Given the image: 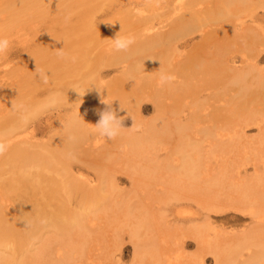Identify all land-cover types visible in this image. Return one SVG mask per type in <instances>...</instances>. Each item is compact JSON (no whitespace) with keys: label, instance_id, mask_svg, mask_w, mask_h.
I'll return each instance as SVG.
<instances>
[{"label":"bare ground","instance_id":"6f19581e","mask_svg":"<svg viewBox=\"0 0 264 264\" xmlns=\"http://www.w3.org/2000/svg\"><path fill=\"white\" fill-rule=\"evenodd\" d=\"M165 2L154 0L153 11L131 23L135 43L128 51H115L112 41L99 50L108 69L85 74L78 46L64 63L41 60L0 88V142L6 146L0 177L10 176L15 197L9 206L0 194V264H73L88 252L86 238L105 231L128 235L133 264H207L210 257L214 264H264V91L250 88H264L259 66L264 28L253 24L263 21L264 0H177L171 17L163 12ZM109 13L103 12L102 22ZM19 14H0V30ZM194 34L200 40L189 53H179ZM145 63L133 82L138 85L125 83L131 70ZM39 71L47 83H38ZM161 72L175 79L160 87ZM192 83L218 90L203 94ZM240 86L247 90L243 98ZM145 99L152 104L149 117L143 114ZM54 100L50 124H37L30 136H23L34 114ZM102 100L112 102L118 116L131 112L132 128L122 130L114 142L103 143L94 132L98 111L107 107ZM129 120L124 117L123 124ZM254 127L257 135H247ZM49 131L47 142L34 139ZM120 142L126 144L123 155L115 148ZM64 153L74 163L66 166ZM85 158L98 179L87 193L73 174L83 169ZM105 160L123 167L131 183L141 187L134 200H117V178ZM42 181L49 209L36 208L35 215L49 231L45 237L35 234L31 200L23 195ZM170 203L174 209L195 208L180 216L178 209L168 210ZM213 216L248 221L225 230L213 224ZM20 229L29 236L24 243L11 238ZM190 246L197 252L188 254Z\"/></svg>","mask_w":264,"mask_h":264},{"label":"rangeland","instance_id":"374dc122","mask_svg":"<svg viewBox=\"0 0 264 264\" xmlns=\"http://www.w3.org/2000/svg\"><path fill=\"white\" fill-rule=\"evenodd\" d=\"M176 1L177 0H166V7L163 9L165 10L163 12L166 13V15L170 14L169 16H172V13L170 12L176 4ZM153 4L154 0H45L44 5H41L39 0H0V14L7 15L8 13H11V11L20 13L18 18H15L14 21L6 26L7 28L4 27L0 30V38H6L10 42L8 50L0 55V88L5 87L11 82V80L25 74L28 70L33 69V65L41 60H44V63L47 61L48 63L56 61L53 64L64 63V61L69 59L68 57L66 58V56H68L67 54L71 52V50L77 49L76 47L78 46L81 47V55L79 57L81 60L85 59L84 63L86 62V68L84 69L85 74L86 72L89 73L95 69H108L110 67L107 65L108 59L105 55L100 54L99 50L104 49L105 45L111 42L117 34L120 36H129L132 28L131 23L134 22L136 18H141L143 15L153 11ZM105 10H109L110 13L105 19L107 22L105 20V22H102V14ZM110 10H113L114 12L117 10L119 11L114 13ZM260 10L262 9L258 8L257 11ZM95 17L97 18L93 21V18ZM253 24L257 25L259 28H264V18L263 21L255 20ZM113 34L114 36H111ZM105 35L107 37L111 36L108 38L109 41L107 39L102 40ZM189 39L190 42L188 46L179 47L177 49L179 53H189L191 45L194 42H198L200 36L194 34L189 36ZM208 40L212 41L216 39L210 37ZM59 49H63V58L57 55ZM12 51H16V53L10 55L9 53ZM181 58H183L182 55L176 56L174 60L175 62H178ZM168 60L170 61L169 57ZM145 66L146 63L133 68V70H131L132 72L126 77L125 83L133 88L135 85H138V83L134 85L133 82L138 76H140L142 73L141 70L146 68ZM259 66L264 68V62H261ZM138 70L139 72H137ZM116 73L115 70L112 71L104 78V80L110 78ZM41 82L44 81L40 79L38 83ZM192 84L196 87V89L193 88V90L196 91L203 89V94H212L218 90L217 88L213 89L211 87H206V85L200 87L199 84ZM235 87H239V85H235ZM250 88L252 91L254 89H257V91H264V88H262L260 84L258 86L252 85ZM130 89L131 88L128 90ZM242 89L243 88L240 86L239 94L241 98H243L242 95L247 92V90ZM57 101L58 100H54L52 106H49V104L48 107L41 108V110H39L40 112L34 114V118L30 122L31 126L23 133V136H30V131H33L35 128L34 126H37V124H50V119H47V116L52 112H56L55 107L57 106ZM142 103L146 106L143 114H146V117L152 116L153 111L151 101L145 99ZM121 114L130 119L129 122L123 124L125 128L121 129V131L131 129V112L126 110ZM51 124L55 125L56 123ZM52 133L53 132L49 131L43 134H36L34 139L39 142H47ZM247 135H257V129L255 127L248 129ZM102 139H104L103 143L115 141L107 140L103 137ZM117 144L118 145L115 146L116 150L123 155L122 152L124 151V146L126 144L123 142ZM120 150L122 152H120ZM63 156L65 162H67L66 166H68V163H74L72 162L74 159L68 157L66 153H64ZM81 161L83 169L74 170L73 174L74 178L79 179L77 182H79L80 187L82 188L81 192L87 193L88 185L95 186L98 183V179L96 173L88 167L86 158ZM104 163L107 165L108 170L111 173L113 172L117 178L115 181L117 187H115V190L118 194L117 200L121 202H124L129 198L134 200L135 198L132 196L137 195L140 192L141 187H137L135 184L131 183L123 167L116 168L115 164L112 165L108 160H105ZM57 168H59V164ZM8 177L10 176L2 175L0 177L2 183L0 186V194L1 198L3 197V199L6 200V203L11 206L14 204L15 197L9 190ZM44 184L43 181L42 183H39V187L34 188L29 196L28 193L23 194L29 201L31 200L29 203L31 205L30 211L32 213V216L29 219L31 221V226L35 229V234L38 236L41 233L42 237L48 235L49 231L46 227H40V218H36L35 212L37 211L36 208L49 209L47 203L50 204V202H48L50 200H45L48 196V187ZM89 202L90 199L85 197L84 203L89 204ZM174 207V203H170L167 206L168 210L171 211L178 209L177 212H180V216L188 215V213L193 212L195 208L178 206V208L174 209ZM13 213L17 214L16 208L13 210ZM243 220L246 222L248 221L244 216L239 220L235 219L230 221H224L220 217H212L213 224L224 228L225 230L239 228L238 224L243 222ZM47 223L51 225L54 224L50 222ZM24 233L25 230L20 229L19 234L15 233L11 235V238L14 240L19 239L21 243H24L29 239V236ZM85 243L89 246L88 252L84 257L82 256L83 258H77L76 262L73 264H133V245L126 233H119V235L115 237V232L112 233L105 231L100 236H98L97 233L86 238ZM185 251L188 254H193L194 252H197V248L195 246H190ZM206 263L214 264L213 258L210 257V260L206 261Z\"/></svg>","mask_w":264,"mask_h":264},{"label":"clouds","instance_id":"9594fccd","mask_svg":"<svg viewBox=\"0 0 264 264\" xmlns=\"http://www.w3.org/2000/svg\"><path fill=\"white\" fill-rule=\"evenodd\" d=\"M113 48L115 51H128L130 47L135 43V37L133 36H120L116 35L114 39H112ZM9 40L6 38H0V55L4 54L9 48ZM57 55L61 58L64 57L63 49H59ZM38 75L47 83V75L43 71H39ZM175 79L174 76L168 74L166 72H161L159 75V86L164 87L172 83ZM107 107L103 110L98 111L99 119L97 123L94 125V132L95 134L99 135L100 137L106 138L107 140H114L116 139L120 133L121 129L125 128L123 126L124 117L118 116L117 110L111 107V103L105 102L104 100L101 101ZM53 102H50L49 106H52ZM15 109V105H12ZM23 107V106H21ZM120 109L123 110L120 106ZM25 113L28 112L27 108H24ZM134 126V124H133ZM70 139H74V137L70 136ZM6 151V146L3 142H0V155H3Z\"/></svg>","mask_w":264,"mask_h":264}]
</instances>
